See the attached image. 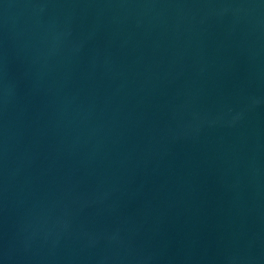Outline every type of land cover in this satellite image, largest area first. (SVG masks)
I'll return each instance as SVG.
<instances>
[{
  "label": "water",
  "instance_id": "obj_1",
  "mask_svg": "<svg viewBox=\"0 0 264 264\" xmlns=\"http://www.w3.org/2000/svg\"><path fill=\"white\" fill-rule=\"evenodd\" d=\"M0 264H264V0H0Z\"/></svg>",
  "mask_w": 264,
  "mask_h": 264
}]
</instances>
